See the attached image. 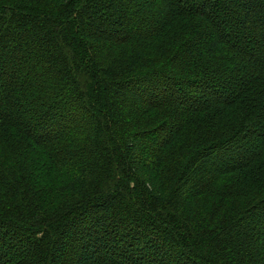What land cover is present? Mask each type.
I'll return each instance as SVG.
<instances>
[{
    "label": "trees",
    "instance_id": "16d2710c",
    "mask_svg": "<svg viewBox=\"0 0 264 264\" xmlns=\"http://www.w3.org/2000/svg\"><path fill=\"white\" fill-rule=\"evenodd\" d=\"M145 5L0 0V264H264V0Z\"/></svg>",
    "mask_w": 264,
    "mask_h": 264
},
{
    "label": "rangeland",
    "instance_id": "374dc122",
    "mask_svg": "<svg viewBox=\"0 0 264 264\" xmlns=\"http://www.w3.org/2000/svg\"><path fill=\"white\" fill-rule=\"evenodd\" d=\"M145 1H147V0H138V4L142 9L146 6ZM135 92L139 93L138 91H135ZM142 93H143V95H142L143 100L149 99V97L145 95V90H143ZM179 101H180V99H179ZM65 113L67 116L66 119H72V118H76L78 116V110L75 109L74 107H70V106L65 108ZM75 120H77V123H78L80 121V118H76ZM66 122H68V121L63 120L62 122L59 123L58 127H60V129L65 128L67 126V125H65ZM156 135H158V133L153 134V136H156ZM147 145H149V142H147V140H146V143H144V145H141V147L139 146V149L144 148L143 150H146ZM137 151L139 152V150H137Z\"/></svg>",
    "mask_w": 264,
    "mask_h": 264
}]
</instances>
